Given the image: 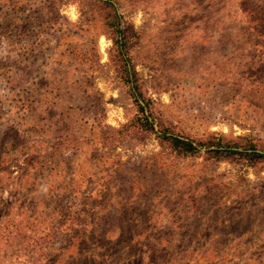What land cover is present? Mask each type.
<instances>
[{
	"label": "rangeland",
	"instance_id": "374dc122",
	"mask_svg": "<svg viewBox=\"0 0 264 264\" xmlns=\"http://www.w3.org/2000/svg\"><path fill=\"white\" fill-rule=\"evenodd\" d=\"M104 1L0 0V264H264V0Z\"/></svg>",
	"mask_w": 264,
	"mask_h": 264
},
{
	"label": "trees",
	"instance_id": "16d2710c",
	"mask_svg": "<svg viewBox=\"0 0 264 264\" xmlns=\"http://www.w3.org/2000/svg\"><path fill=\"white\" fill-rule=\"evenodd\" d=\"M249 0H243V3L246 7V10L249 14L254 13L252 8H250ZM103 5L105 7V19L108 28H110L113 32H115V42L117 43L118 49L120 50V53L122 55V58L126 60V72L128 75V79L130 83H132V86L134 88L137 87V82L135 79V72L133 68H130L128 66V61L126 59L125 53L123 51V46L125 43V39H123L122 35V29L119 25V18L120 15L117 12L115 4L111 0H105L103 2ZM141 110L145 111V105H142L140 103ZM143 120H141V123L146 126L148 129L154 130V123L150 119V116L148 114H143ZM160 137L164 142L170 143L174 147L179 148L180 152H183L184 154H193L199 151V148L195 145L193 140L186 139L184 136L177 134L170 130L167 126L161 127V133ZM246 138L239 137V140H245ZM235 139L233 138H226L221 137L217 138L216 135L211 134L209 135L205 140H201L198 142L200 146H208L211 147V149L208 151L211 155L217 157L218 159L228 158V157H235L236 155L243 156L247 159L254 160L255 162H258L262 159H264V143L261 144V146L258 147L257 144H254L248 141L245 145H241L238 143H233Z\"/></svg>",
	"mask_w": 264,
	"mask_h": 264
}]
</instances>
